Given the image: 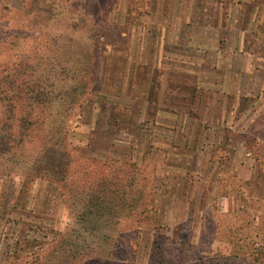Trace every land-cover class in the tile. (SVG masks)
I'll return each mask as SVG.
<instances>
[{
    "label": "rangeland",
    "instance_id": "rangeland-1",
    "mask_svg": "<svg viewBox=\"0 0 264 264\" xmlns=\"http://www.w3.org/2000/svg\"><path fill=\"white\" fill-rule=\"evenodd\" d=\"M225 8L245 32L243 88L204 89L168 71L178 86L165 89L164 71L149 63L161 36L187 17L216 22ZM1 50L3 75L32 63L53 74V91L59 78L81 80L88 93L68 87L77 98L54 100L76 149L66 184L53 170L48 180L28 177L20 156L1 161L0 264L57 245L51 264L72 251H96L85 264H264V0H0ZM9 102L0 100V128L13 122L3 118ZM161 110L178 115L175 129ZM133 167L144 196H123L135 208L122 206L120 224L82 221L84 200L100 188L88 189L95 171L127 176Z\"/></svg>",
    "mask_w": 264,
    "mask_h": 264
},
{
    "label": "trees",
    "instance_id": "trees-1",
    "mask_svg": "<svg viewBox=\"0 0 264 264\" xmlns=\"http://www.w3.org/2000/svg\"><path fill=\"white\" fill-rule=\"evenodd\" d=\"M35 3L34 6H37L43 2ZM13 12L16 14V11ZM35 70L37 68L32 63H27L22 72L3 75L4 62L2 56H0V100L2 102L10 101L8 105L11 104V107L3 113V118L13 121L11 123L7 122L8 125L6 124L5 128H0V135L3 138V141L0 142V154H3L0 157V167L2 166L1 161L8 162L9 156H20L27 160L25 168L28 169V172L25 171V175L28 177L48 180V174L53 170L56 171L57 175L62 173L59 182H63L64 185L65 178L69 175V168L73 164L71 153L72 150L75 151L76 149H74L75 147H68L65 127L56 122L58 116L63 114L64 110H58L57 103L54 100L64 101L65 103L70 98H77L76 94L72 96L68 87H73V91L78 87L80 93H88V91L81 80L71 84L62 82L58 78V90L55 92L53 91L54 83L48 81L49 78L53 77V74H49V71ZM21 76L22 79L18 81ZM77 76L66 75L68 78H76ZM85 77L87 78L89 75L87 74ZM9 93L10 95H8ZM19 101L23 104L20 105ZM69 106L68 104L67 107ZM3 123L4 121L1 122L2 125ZM12 123H14V128L11 129L10 125ZM3 143L6 149L1 147ZM80 163L81 160L75 161L78 167ZM130 171L127 176L122 169L101 171L100 173L95 171L93 176L95 180L91 182L88 189L92 191L96 183H98V186L100 185V188L95 194H91V198L84 200L79 212L82 221H92L93 225L100 222V225L106 229L109 226L120 224L124 217L118 215L122 206L128 205V207L135 208V202L126 200L123 196L130 193L133 195L132 198H143L144 196L145 183L138 179V170L133 167ZM49 181L51 180L49 179ZM53 183L56 184V182ZM75 183L78 186L82 184L80 180L75 181ZM102 191L107 193L106 198L100 194ZM111 195L113 198H110ZM16 207L17 203L13 205V208ZM21 208L25 207H22L21 204ZM11 221L15 224L14 220L8 222ZM93 225L91 226L93 227ZM18 233L16 249L23 251L26 248L25 234L24 232ZM19 238L24 240L20 242ZM54 248L51 246L48 251L30 249L33 253L28 255V259L23 264H51L49 261L52 256L56 255L58 245L57 248ZM19 256L18 253L17 257ZM93 258L94 260L98 258L96 251L89 253L72 251L67 260L65 259L64 264H85Z\"/></svg>",
    "mask_w": 264,
    "mask_h": 264
},
{
    "label": "crops",
    "instance_id": "crops-1",
    "mask_svg": "<svg viewBox=\"0 0 264 264\" xmlns=\"http://www.w3.org/2000/svg\"><path fill=\"white\" fill-rule=\"evenodd\" d=\"M223 11L222 17L216 22H210L206 14L201 21L187 17L183 23L175 26L174 31H166V35L161 36L160 51L153 53V56L150 53L149 63L152 68L164 71L161 85H165V89L172 90L178 86L176 80L170 83L168 71L191 75L195 84L204 89L231 92L243 88L242 75L247 69L241 68L240 63L245 53V32L239 28L237 20L231 21L228 8ZM220 13L217 14L220 16ZM154 58L157 60L154 61ZM161 115L169 120L163 123H167L166 126L170 129H175L174 123L179 121L178 115L171 110H161Z\"/></svg>",
    "mask_w": 264,
    "mask_h": 264
}]
</instances>
